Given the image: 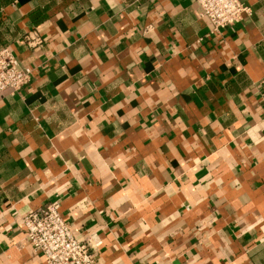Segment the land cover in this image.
<instances>
[{
	"label": "crops",
	"instance_id": "crops-1",
	"mask_svg": "<svg viewBox=\"0 0 264 264\" xmlns=\"http://www.w3.org/2000/svg\"><path fill=\"white\" fill-rule=\"evenodd\" d=\"M220 34L193 0H0V264L59 200L96 264H264V0Z\"/></svg>",
	"mask_w": 264,
	"mask_h": 264
},
{
	"label": "built area",
	"instance_id": "built-area-1",
	"mask_svg": "<svg viewBox=\"0 0 264 264\" xmlns=\"http://www.w3.org/2000/svg\"><path fill=\"white\" fill-rule=\"evenodd\" d=\"M212 25V33L241 22L250 9L241 0H193ZM34 70L22 67L9 48L0 50V96L18 94L30 86ZM59 200L41 206L22 218L25 240L45 258L44 264H96L92 246L78 240L61 215Z\"/></svg>",
	"mask_w": 264,
	"mask_h": 264
}]
</instances>
